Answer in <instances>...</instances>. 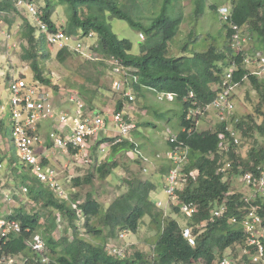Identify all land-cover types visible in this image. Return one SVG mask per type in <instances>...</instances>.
I'll use <instances>...</instances> for the list:
<instances>
[{
  "label": "trees",
  "instance_id": "16d2710c",
  "mask_svg": "<svg viewBox=\"0 0 264 264\" xmlns=\"http://www.w3.org/2000/svg\"><path fill=\"white\" fill-rule=\"evenodd\" d=\"M31 1L35 4L34 0ZM41 1L43 7H38L35 4L37 16L47 26L49 33L59 29L52 20L55 8L65 6L68 17L63 31L69 35L79 32L83 36L92 34L91 50L97 58L85 60L83 65L85 73L79 74L82 75L84 82L77 87L76 91L88 110L97 108L93 101L100 94L111 92L112 95H115L110 89L112 66L108 64V61L112 58L119 61L125 68L130 69L131 74L137 77V83L130 85L136 98H142L148 91L142 86L175 95L173 103L180 107L174 112L178 117V126L177 132L173 133L176 142H182L188 150V160L183 165L179 178L182 189L177 191V197L178 203L192 202L196 206L195 214L187 219L186 223V226L193 228V234L196 237L194 246L188 245L181 235L182 227L178 222L172 217L163 220V210H156V206L149 196L156 190L155 184L150 180L143 182L135 180L125 193L115 198L107 208H103L102 216V204L98 198L92 196L91 192L86 193L84 200L80 199L82 193L80 188L82 185L92 184V173L85 176L83 180L80 178L72 180L74 188L79 190L68 195L67 200L55 197L47 186L30 176L27 168L19 164L10 138L6 140L3 138V136L6 137L4 130L6 132L10 127L3 119H0L2 135L0 138L3 144H6L4 151L2 150L0 154V163L6 161L3 169L10 172L14 189L19 186L25 187L26 195L35 202L42 201L43 208L48 212L47 216H41L38 212H25L22 208H15L11 211L9 219L19 221L22 231L7 242L6 253L29 255L27 240L31 235L39 234L48 249L47 255L56 264H147V256L138 251H134L124 259H118L109 255L105 246L107 241L115 240L118 232L123 229L136 233L142 219L148 216L151 224L157 229L158 235L153 246L155 264H216L224 256H235L231 248L240 250L245 245V236L241 227L232 225L228 219L238 215L237 209L241 207L240 195L229 194L230 178L223 180V174H215V172L219 166L217 165L219 160L230 162V174L234 175L252 171L264 163V79L250 75V70L243 63L244 57L252 52L260 50L264 53V0H227V4L223 6L229 9V21L223 22L218 15L226 31L225 47L222 50H217L211 46L204 52L183 54L179 57H168L169 42L177 35L181 24V16H172V12L169 11L170 0H164L159 13L151 19L148 25L136 21L119 0ZM204 1L193 0L195 17L203 14ZM209 8L218 14L220 7L217 8L213 4ZM11 13L20 16L23 22L19 36L26 47L23 43L21 44L24 51L21 60L29 63L34 79L50 87L57 94L58 86L53 85L51 77L45 74L39 64L40 60L47 56L44 54L46 34L39 32L37 27L30 24L24 17L25 15H21L13 0H0V14H4L3 22L7 29L13 23V20L7 17ZM106 14L126 21L131 27L140 28V33L144 38L139 47V55L131 54L132 44L130 41L119 39L112 32L106 22ZM233 24L240 26L242 35L246 36V42L240 50L234 49L230 45L233 33L230 28ZM246 34L255 38L254 44L250 42L252 39ZM190 35H193V32ZM73 54L75 53L67 49H61L56 53L55 58L60 64H65ZM227 61H233L236 65L232 74V81L237 84L236 88L248 81L252 90L257 94L258 103L253 113L245 117L237 118L233 113L228 122L218 123L214 130L198 132L196 130L198 122L195 119H185L186 111L192 101L188 99L189 93H193V100L199 106L210 103L218 92L217 87L221 78L224 77L225 71L230 68ZM89 73H92L93 76ZM106 73L108 75L107 82L104 80ZM9 82L10 79L7 77V83L9 84ZM234 95L233 92L232 102L235 105ZM121 109L122 101L118 98L115 110L120 111ZM227 125L240 135V139L251 141V148L246 158L237 153V147L229 138V133L225 131ZM255 135L259 138H256ZM223 139L228 140L229 151L227 152L220 150V143ZM110 141L103 139L98 143L106 144L110 149L107 162L95 168V172L102 178L111 174L117 167L115 162H111L117 154L122 151L134 150L136 147L134 143L127 140L109 146ZM166 142L168 149L174 146L168 140ZM165 161L166 166L161 167L158 172L162 178L168 174L171 167L168 161ZM194 171L196 179L192 180L191 175ZM1 190L11 193L17 191L9 190L4 184H2ZM12 197L16 198L15 194H12ZM222 200L227 202L226 213L223 217L211 222L210 211L214 204H220ZM257 203L260 204L259 214L264 223V205L259 200ZM72 205H76V208L80 210L79 215L76 214ZM171 211L180 214L178 206H173ZM44 218L45 223L42 224L40 221ZM61 218L67 227L63 229L62 238L55 240L52 233L61 227V224L57 223V220L59 221ZM92 219H97L100 225L98 227L93 225ZM80 220L83 221L82 228L78 226ZM202 221H206V224L201 231L197 226ZM80 229L92 239H100L101 243L94 244L84 239ZM245 259L247 260V257Z\"/></svg>",
  "mask_w": 264,
  "mask_h": 264
},
{
  "label": "built area",
  "instance_id": "2783aa9c",
  "mask_svg": "<svg viewBox=\"0 0 264 264\" xmlns=\"http://www.w3.org/2000/svg\"><path fill=\"white\" fill-rule=\"evenodd\" d=\"M15 6L21 14L30 18L29 23L37 27L39 32L46 34V43L48 46L56 48L57 51L67 49L82 57L91 60L89 52L93 43L86 40H92V34L83 36L81 32L75 35L66 34L60 28L56 32H48L47 26L38 19L36 6L31 0H13ZM218 15L223 22L229 21L230 12L225 6L218 9ZM232 35L230 45L234 49H242L246 38L238 26H232ZM143 39V35L139 34ZM230 68L225 71L224 77L217 87V94L214 99L205 105H198L193 100L194 95L189 93L188 99H191L190 107L186 111L185 119L197 122L208 117L209 112H214L218 123L228 122L232 116L234 104L232 94L237 86L232 81V74L236 69L233 61H227ZM246 68L250 70V75L264 79V53L260 51L252 52L243 59ZM112 66L111 90L122 101V109L100 111L88 110L85 103L79 98L78 94L72 91L65 101L59 100L54 91L33 77L29 80L26 77L12 76L8 84L9 99L7 104L8 121L10 127V141L15 149L19 164L24 165L30 176L48 187V189L59 199L67 200L68 193L59 181L58 172L52 166L51 159L53 151L72 156L74 159L85 163H92L93 154H105L109 149L106 144H98L103 139L111 140L109 146L127 140L136 124L128 111L133 107L135 94L130 85L137 83V77L131 74L130 69L125 68L115 59L108 61ZM142 88L154 94L159 102H173L175 95L172 93L158 92L153 88L142 86ZM60 95V92H58ZM186 101V100H185ZM128 109V110H127ZM5 108L0 106V115ZM229 133V138L235 147L240 145L238 133L230 126L225 127ZM167 140L174 146L167 150L165 159L170 164L168 174L165 176L164 193L166 201L155 200L154 205L157 208L172 210L173 206L179 207V212L186 219H190L196 212V206L192 202L178 203L177 191H181L182 184L179 180L183 165L187 162L188 150L182 142H176L175 134L170 132ZM221 152L229 151L228 140L223 139L220 143ZM83 157V159H81ZM47 160V162H44ZM218 168L215 174H223V180L231 179L233 176L241 178V182L246 185L249 195L229 192V194H239L241 207L238 215L229 217L232 225L241 227L245 236V245L240 249L237 256L227 255L220 258L216 264H264V223L259 214V200L264 205V163L257 166L252 171L244 173L230 174L231 163L219 160ZM0 168L4 164L0 163ZM192 180L196 179V172H192ZM0 198L8 202L9 195L22 192L26 195L27 190L22 187L14 193L1 190ZM76 214L80 210L76 205H72ZM227 210L226 200L220 204H214L210 211V221L225 215ZM11 214V213H10ZM9 215L0 216V264H56L49 255L44 239L39 234H33L27 240L29 255H11L6 253L7 242L22 231L21 224L15 219H9ZM206 221H202L197 227L204 229ZM28 231V229H26ZM127 229L123 230L119 238L124 239L128 235ZM181 235L188 245L194 246L196 235L193 234V228L189 226L182 227ZM126 246L107 245L106 251L118 259H124L129 254ZM247 257V260L245 259ZM155 255L153 250L148 256L147 264H155ZM202 264V263H195Z\"/></svg>",
  "mask_w": 264,
  "mask_h": 264
},
{
  "label": "rangeland",
  "instance_id": "374dc122",
  "mask_svg": "<svg viewBox=\"0 0 264 264\" xmlns=\"http://www.w3.org/2000/svg\"><path fill=\"white\" fill-rule=\"evenodd\" d=\"M34 1L38 7H43V2L41 0ZM119 1L126 6V10L131 13L130 15L136 21H141L143 25H148L150 23L151 19L159 13L164 2V0ZM170 3L171 6H169V11L172 12V16H181V24L177 35L169 42L168 57H179L183 54L190 55L194 52H204L211 46H214L217 50H222L225 47V28L219 20L217 12L210 10L209 7L215 4L216 7L219 8L226 5L227 0H205L203 14L199 17L194 16L195 5L193 0H170ZM21 15L23 16V14ZM3 16L4 14H0V102H3L5 111L0 115V119H3L4 122L8 124L7 104L10 94L7 77L11 79L12 76H24L29 80L32 78V73L29 63L21 60V55L24 53L21 44L23 43L25 47L26 44L20 40L19 36V30L23 24L20 16L14 13L7 15L9 19L13 20L9 29L4 26ZM24 17L30 20L28 16L25 15ZM67 17L65 6H57L53 13L52 20L56 23L58 28L64 30ZM106 22L110 26L112 32L119 39H127L131 42V54L139 55V47L143 42L138 36L140 28L131 27L126 21L110 17L109 15H107ZM191 32H193V35H190ZM246 35L252 39L250 42L254 44L255 38L251 37L249 34ZM86 41L93 43V40ZM57 52L56 48L48 46L46 43L44 54L47 56L42 60L39 59V64L45 74L51 77L53 85L58 86V92H60V95L58 93L56 94L58 99L65 101L68 98L67 95L72 91L77 93V87L84 82L82 75L79 74L85 73L83 65L84 62H86V58L75 53L76 55L73 54L65 64H60L55 58ZM89 54L90 58H92L91 60L97 58L93 52L90 51ZM89 74L92 75V73ZM107 79L108 75L106 73L104 80L107 82ZM234 93V115L237 118H242L253 113L254 108L258 103V97L250 87L248 81L237 87ZM116 102L117 96L112 95L110 92L97 96L93 101V104L95 106H100V108H108L109 110H112L114 109ZM132 105L134 108L127 110L132 113L137 129L128 135L126 139L132 141L136 147L134 150L127 152L122 151L117 154L111 161L115 162L117 167L105 178L100 177L95 172V168L100 164L107 162L110 155V149H108L105 154H93L91 156L92 163L88 164H84L80 160L74 159L72 156L53 151L54 155L51 159V164L57 170L59 181L68 195L73 194L74 192L76 193L79 190L78 188H74L73 179L80 178L83 180L88 174H93L92 184L81 186L80 189L82 193L80 199L84 200L86 193L91 192L92 196L98 198L102 204L101 216L104 213L103 208H107L115 198L125 193L135 180H141L142 182L150 180L155 184L156 190L158 189L159 191L155 196L156 199H159L162 202H165L167 199L164 193V178L159 176L158 172L161 167L166 166V140L169 137L170 132H177L178 117L175 116L174 112L179 110L180 106L173 102L167 103V101L161 103L157 101L150 92H145L142 98L137 97ZM217 124V118L215 117L214 112L211 111L209 112L208 117H203L198 121L196 130L198 132L214 130ZM239 136L240 135H238V137ZM255 136L256 138H259L257 135ZM0 142L3 143V141ZM2 143H0V154L2 153V148L5 149L6 146V144L2 145ZM250 146V140L240 139V145L237 147V152L240 156L246 158L248 151L251 148ZM81 159H83V157ZM240 180V176H233L229 180V192L249 195V188ZM0 182L9 190H21L22 188V186H19L17 189H14L13 178L10 172L1 168ZM149 196L153 202L154 199L152 193H150ZM9 197L10 200H8V202L3 201L2 197L0 198V216L5 217L9 215L15 208H22L25 212L30 213L38 212L41 216L48 215L46 209L43 208L42 201L35 202L23 192L22 194L19 192L16 193V198H13L11 195H9ZM159 209L161 208L157 209L156 207V210ZM163 209L164 208L159 211H162ZM165 214L166 215L162 217L163 220L172 217L178 222L180 227L186 226L187 219L181 214L173 213L168 209H165ZM40 222H42V224L43 222L45 223V218ZM58 222L61 224V227L52 233L55 240L62 238L64 234L63 229L67 227V224L64 223L62 218L59 221L57 220V223ZM82 224L83 221L80 220L78 223L79 228H82ZM92 224L96 227L100 225L97 219H92ZM80 232L84 239L89 240L94 244L101 243L100 239H92L91 236L85 235L82 229H80ZM157 236V229L151 224L150 218L145 216L136 233H129L124 240H109L107 243L119 247L127 243L129 244L127 247L128 254L138 251L146 256H150L151 250L157 240ZM231 249L235 256L240 252L239 248L233 247Z\"/></svg>",
  "mask_w": 264,
  "mask_h": 264
},
{
  "label": "crops",
  "instance_id": "0c3cea01",
  "mask_svg": "<svg viewBox=\"0 0 264 264\" xmlns=\"http://www.w3.org/2000/svg\"><path fill=\"white\" fill-rule=\"evenodd\" d=\"M143 101V100H142ZM162 103V102H161ZM1 105H3V102L1 103L0 102V106ZM97 107V109L98 110H100V111H104V110H107L108 108H100V106H96ZM115 108V107H114ZM132 108H134V106L132 107ZM96 109V108H95ZM129 110H131V109H129ZM131 113V112H130ZM131 115H132V113H131ZM133 117V116H132ZM8 127H9V121H8V124H6ZM7 127V128H8ZM4 133H6V137L5 136H3V138H4V140H6V139H9L10 138V129L8 128V130L5 132V130H4ZM2 135H1V133H0V137H1ZM0 141H2L1 140V138H0ZM0 143H2V142H0ZM9 144V143H8ZM2 145H4L3 143H2ZM2 150L4 151V148H2ZM167 150H168V147H167ZM167 150L165 151V152H167ZM109 152H110V150H109ZM238 153V152H237ZM166 154V153H165ZM239 154V153H238ZM5 163H6V161L4 160L3 161V164H4V166H5ZM163 182H165V177H164V180H163ZM165 186V185H164ZM159 191H158V189L157 190H155V191H153V192H151L152 193V197H153V199H154V201L155 200H159V199H156V195H157V193H158ZM153 201V202H154Z\"/></svg>",
  "mask_w": 264,
  "mask_h": 264
},
{
  "label": "clouds",
  "instance_id": "9594fccd",
  "mask_svg": "<svg viewBox=\"0 0 264 264\" xmlns=\"http://www.w3.org/2000/svg\"><path fill=\"white\" fill-rule=\"evenodd\" d=\"M229 19H230V17H229ZM233 25H235V24H233ZM233 25H231L230 30H232V26H233ZM235 26H237V25H235ZM238 27H239V28L241 29V31H242V28H241L240 26H238ZM139 34H141V33H139ZM138 36H139V35H138ZM245 38H246V37H245ZM139 39H140V38H139ZM141 40H142V39H141ZM257 51H258V50H257ZM260 52H261V51H260ZM143 89H144V88H143ZM111 91H112V90H111ZM147 92H150V91H147ZM150 93H151V92H150ZM167 93H168V92H167ZM151 94H152V93H151ZM153 96H154V94H153ZM154 97H155V96H154ZM155 99H156V98H155ZM135 100H136V98H135ZM167 103H171V102H167ZM166 141H167V140H166ZM132 143H133V142H132ZM123 230H125V229H123ZM123 230H121V231L119 232V234H118V236H117V238H116L118 241H120V240H124V239H125V238H124V239H120V238H119V235H120V233H121ZM127 230H128V229H127ZM128 231H129V230H128ZM129 233H131V232L129 231ZM129 233H128V234H129ZM126 237H127V236H126ZM126 244H127V243H126ZM126 244L123 245V246H126ZM107 245H110V244L107 243ZM107 245H106V246H107ZM106 246H105V248H106ZM152 250H153V248H152ZM152 250H151V252H152ZM106 252H107V251H106ZM153 253H154V250H153ZM129 255H130V254H129ZM129 255H128V256H129ZM147 258H148V256H147ZM154 259H155V258H154Z\"/></svg>",
  "mask_w": 264,
  "mask_h": 264
}]
</instances>
